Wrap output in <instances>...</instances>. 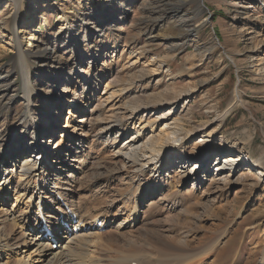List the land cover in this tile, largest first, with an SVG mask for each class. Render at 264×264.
<instances>
[{
	"label": "rangeland",
	"instance_id": "374dc122",
	"mask_svg": "<svg viewBox=\"0 0 264 264\" xmlns=\"http://www.w3.org/2000/svg\"><path fill=\"white\" fill-rule=\"evenodd\" d=\"M199 6L202 10L197 12ZM106 7L109 14H114V20L106 28H97L88 20H98L97 11ZM13 13L22 16L15 37L21 47L34 53L37 48L52 52L49 57L30 61L32 83L35 87L40 85L42 93L67 88L68 100L74 93L81 97L77 61L91 62V73L86 75L91 87L86 93L95 101L92 107L84 108L86 113L92 109L93 114L87 124L91 128L85 134L88 138H82L89 162L87 170L74 177L84 195L98 200L94 206L97 210L118 204L106 212L117 211L125 206L119 202V191L130 193L138 185L141 190L153 181L148 172L142 175L128 160L114 156L127 139L122 136L124 129L132 124L135 130L129 132L130 137L140 130L142 139L137 147L142 152L150 145V136L160 134L166 119H180L186 133L194 134L188 151L202 140H210L213 145L223 139L231 142L244 138L250 142L244 151L251 159L239 165L238 171L225 169L217 174L215 157H210L206 165L209 173L200 170L199 175L193 176V172L186 179L183 171L177 169L176 159L172 155L166 157L167 166L152 184L147 203L138 208L139 223L117 234H111L115 232L108 226L98 233L110 236L104 239L96 264H115L113 260L123 251L125 240L129 250L125 252L144 250L143 255L152 252L145 243L162 255L187 250L195 255L211 248L202 257L200 253L193 258V264H264V173L259 177L260 170L253 169L264 152V0H21L17 7L0 0V73L10 79L0 91V105L13 99L6 105L8 116L3 119L7 122L0 120V141L5 146L9 140L13 142V138H8L11 134L23 132L15 115L23 111L21 71L14 64L15 42L10 31L3 29L4 21ZM164 15L177 19L181 26L177 38L166 39V24L159 26ZM68 27L70 30L66 31ZM74 38L77 53L67 46ZM44 60L46 66H42ZM106 86L109 92L117 91L111 103L102 95ZM236 89L242 97L237 103L233 93ZM42 93L33 95L30 114L50 118L52 114L48 113L49 105L45 106ZM69 107L68 102L62 108L57 120L59 131L54 134L69 124ZM131 108H141L140 113L133 116ZM199 125H206L202 131L205 134L201 133L202 128L196 130ZM108 126L112 127L110 132H100ZM27 133L24 144L30 147L33 129ZM247 134L251 137L247 138ZM41 139L34 145L38 147ZM52 140L60 148L61 139L56 136ZM142 155V160L146 159ZM58 157L71 169L78 165L72 162L71 154L61 152ZM43 160L40 162L49 163L52 168H48V173L55 176L57 161L51 156ZM244 174H249V179ZM14 185L11 182V189L4 195L9 211L15 200ZM141 201L142 198L138 202ZM14 207L15 211L27 210L24 203ZM119 214L122 221L127 220ZM90 251L91 256L97 255L94 245ZM6 257L10 261L16 258L13 253ZM6 260L3 258L2 262Z\"/></svg>",
	"mask_w": 264,
	"mask_h": 264
},
{
	"label": "bare ground",
	"instance_id": "6f19581e",
	"mask_svg": "<svg viewBox=\"0 0 264 264\" xmlns=\"http://www.w3.org/2000/svg\"><path fill=\"white\" fill-rule=\"evenodd\" d=\"M7 1L13 3L16 7L21 4V0ZM158 1L160 2L162 0ZM107 9L108 7L104 9L100 8L97 11L99 13L98 20L90 18L88 21H93L92 24H97V28H106V24L109 22L112 23L115 17L113 13L109 14ZM201 10L202 8L199 6L197 12H200ZM15 13L11 14L9 18L4 21L5 24L3 29L10 31V36L15 42V44L12 45L13 50L16 53L14 64L15 66H18L21 71L20 77L23 87L20 99L23 103V111L19 114L16 113L15 115L17 116V124L22 125L21 130L23 132L20 134L18 132L11 134L8 138H13L14 140L12 143H10L9 140L6 146L1 144L0 141V264H96V262L99 261L100 253L102 251L100 247H103L104 239L110 236L105 233L103 235L98 234L100 232L95 227L96 219H101L103 216L105 220L104 225L108 226L110 230L115 232L111 234L121 232L119 230L126 231L133 229V227L139 223L137 217L138 208L143 207L144 204L147 203L145 201L149 197L151 188L153 187L152 184H156V177H159L163 173L162 168L165 169L167 166L166 157L172 155V158L176 159V164H178L177 169L180 168L181 171H183L181 173L182 177L186 179L189 178L186 176H190L193 172V176L199 175L198 173L201 172L200 170H206L207 173H209L210 168L208 167L207 169L206 165H208V159L210 157V159L215 157L214 172L217 174L224 172L225 169L238 171L237 168L239 165L244 164L246 159H251L249 154L244 151V146H249L250 142L244 138H238L231 142H228L227 139H223L217 145L210 144V140H202L198 147H193L189 152L188 147L191 146L190 143L194 134L186 133L182 121L178 118L176 120L166 119L160 134L150 136V145L146 148L144 147L143 149H145V151L142 152V149L137 147V143L142 139V137H140V130L137 129L135 133H131L130 137L129 132L132 131V129L135 130V127H132V124L130 128L128 126L124 129V134H122V136L127 137V139L123 140L124 146L116 151L114 156L120 157L123 160H128V163L132 165L135 171L140 172L142 175L145 174V172H148L149 178H152L153 181L151 180V183L144 187L145 190L148 189L146 191H144V188L140 190L139 185L134 186L137 190H133L132 188L130 193H127L128 191L124 188L123 189L126 192H123L122 190L119 191L121 197V201L119 202H122L125 205V208L120 207L115 212H106L107 210L115 209L118 206L117 204V206L111 205L102 210H97L98 208L94 206L95 202L98 200L90 195L85 194V196L84 191L79 189L80 187L76 181L77 178L74 177L75 175H82L87 168L86 162H89L87 160L88 153L86 151L84 152L82 138H88L85 134H88V130L91 128H89V126L87 128V124L90 122V115L93 114L92 109L88 111L90 113H86L84 108L92 107L95 101L93 97L87 96L86 93L91 87L90 77L88 78V76H86L91 73V62L77 61V67L79 70L78 84L82 89V92L80 93L81 97L80 95L76 97V93H74L72 98L73 101H71L72 99L68 100V98H66L68 95V91H66L67 88H64L63 91L60 92L59 90L52 89L48 93H42V87L40 85L35 87L34 83H32L31 75L29 73L31 69L30 61L36 57H49L52 52L46 48H44V50L37 48V51L34 53L32 51L28 52L21 47V44L18 43L15 37L17 36L16 28L20 26L22 16H18ZM176 21L177 19L167 15L160 18L159 23L162 22L159 25L160 28L166 24L164 26L167 28V31H164V33L168 35L166 39L177 38V34L179 35L178 32H180L181 26L178 24V27ZM69 30L70 27H68L66 31ZM151 32L152 31H150V35ZM75 43L76 38H74V40L70 39L69 45L67 46L71 52L77 53ZM257 60L258 59H256V61ZM41 62L43 63L42 66H46L45 60ZM40 69L42 68L40 67ZM9 80V76L6 75L5 77L0 73V91H2V88L9 85ZM106 88H108V86L104 88L102 95H105L106 101L111 103L115 100V94L117 91L112 90L109 92ZM38 91L42 93L43 98H45V106L46 104L49 105L46 107L49 108L48 113L51 112L52 114V116H49L50 118L41 116V114L35 118L30 114V103L33 101V95ZM233 93L235 94L236 103L240 102L242 97L239 89L234 90ZM80 98L83 99L80 100ZM12 100L13 99L9 98L5 105H0V116H3L0 117V120H3L4 122L7 121L3 118H7L8 116L6 105L8 102L11 103ZM68 102L71 104V107L67 110L69 115L66 123L69 122V124L60 127V129L62 128L63 130L56 135L54 132L58 133L59 131V127H57L58 116L61 115L60 112H62V108L66 106V104L68 105ZM75 107L79 108V111H75ZM140 110L141 108H131V114L137 116L138 113H140ZM14 118L11 120L12 122ZM75 118H77L76 122L74 120ZM148 124L149 123H147V125ZM126 125L122 126L126 127ZM205 126L206 125H199L196 130L202 128L201 133L205 134L206 131L202 132L204 131ZM30 128L33 129V136L31 134L32 129ZM145 129H148V126H146ZM104 130L108 133L112 130V127L108 126L105 129L103 128L100 132L103 133ZM26 131H28L27 134H31L29 138V140H31L29 144L30 147H27L28 145L26 146V144H24L26 141ZM50 131L52 133L47 134ZM77 132L79 134H76ZM46 134L48 136H46ZM56 136L61 139L59 140L60 148L58 146L59 144L52 140ZM250 137L251 136L247 134V138ZM35 138H37V143L38 140L42 138L38 147L36 144L34 145ZM206 138H208V136ZM71 148H74L75 150H71ZM77 149L79 151H76ZM125 150L127 151L123 152ZM60 151L62 153H67L68 155L71 154L74 159L72 162L75 161V164L78 162V165L74 169H71L72 166L70 164L67 165L66 161L63 159L61 160L58 157L61 154ZM5 152H7V155ZM141 155L146 157V159L143 158L144 160H142ZM48 156L54 157V160L57 161V166H55V176L50 174V172L48 173V168H51L49 163L40 162ZM146 169L148 170L146 171ZM253 169L260 170L259 177H261V173H264V152H262L259 158L254 162ZM189 171L191 173L188 175L187 172ZM248 175L244 174V177L249 179ZM197 178L198 177L194 178L193 182H195ZM13 181L15 183L13 187L15 200L11 205L12 209L9 211L6 208V199L4 198V195L8 193L7 191H9V188L11 189L9 186ZM140 198H142L141 203L138 202ZM17 203H24L27 210L15 211L14 206H16ZM139 204L140 206H138ZM32 207L33 211H31ZM122 208L126 210H123ZM68 210H71L75 216H78V224L73 225V221H71L68 215ZM120 212L121 216L127 220L122 221L119 218ZM41 213L45 215L48 224H50L54 230L56 229V232H59L56 235L59 244V248L56 251L51 249V238L44 236L42 231L38 232V225L40 222L39 219H37V216L41 215ZM35 215L36 219L34 220ZM61 221L70 226L69 230H66V232L64 230L60 232L62 229L61 227L56 228V226L61 224ZM34 223H36L35 226L33 225ZM17 229H19L21 233L19 231L16 232ZM144 232L147 234L148 231L145 230ZM148 236L149 235L147 234L146 237ZM130 237L132 236L130 235ZM215 243H217L216 240L214 244ZM135 244H137V241ZM93 245L97 254L95 256H91L90 251V247ZM213 245H211V247ZM127 246L128 243L125 240L121 248L123 251L113 260L115 264H191V262L193 264V262H195L192 261L193 258H196L200 253V257H202L203 253L211 249L210 247L206 248V250H202V252L195 255H192V252H189L191 250L179 254L162 255L158 250L153 249L150 243H145L144 246L151 249L152 252L143 255L142 253L144 250L133 253L132 251L125 252L129 251L126 249ZM139 247V245L134 246L135 249H138ZM99 249L101 251H99ZM175 250L179 249L175 248ZM212 250H214V248ZM182 251H184V249H182ZM11 253L15 254L16 258L10 261V257L8 258L6 256ZM3 258H7V260L2 262Z\"/></svg>",
	"mask_w": 264,
	"mask_h": 264
}]
</instances>
